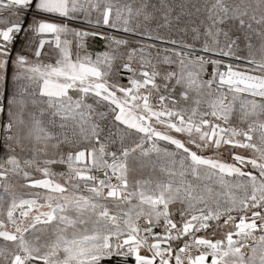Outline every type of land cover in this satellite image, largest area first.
Returning <instances> with one entry per match:
<instances>
[{
	"label": "snow or ice",
	"instance_id": "obj_1",
	"mask_svg": "<svg viewBox=\"0 0 264 264\" xmlns=\"http://www.w3.org/2000/svg\"><path fill=\"white\" fill-rule=\"evenodd\" d=\"M0 11V86L10 69L13 83L0 93V264H264V0H0ZM153 21L196 24L203 46L153 34ZM153 155L165 175L137 178ZM10 178L44 194L25 198Z\"/></svg>",
	"mask_w": 264,
	"mask_h": 264
},
{
	"label": "rangeland",
	"instance_id": "obj_2",
	"mask_svg": "<svg viewBox=\"0 0 264 264\" xmlns=\"http://www.w3.org/2000/svg\"><path fill=\"white\" fill-rule=\"evenodd\" d=\"M113 2L114 3H120V4L131 3V4H133V6L135 8V7H138L139 4L143 2V0H113ZM148 2L149 3H155V4L159 5L160 0H148ZM203 2H204V0H168V3L169 4H172V5H179L181 3L191 4V3H203ZM252 2H254V0H252ZM149 11H151V9H149ZM176 12H179V8L176 9ZM157 15H158V18H159V14H157ZM185 19H187V18H185ZM193 19H195V18H193ZM140 20L142 21L143 18L141 17ZM160 22H162V19H161ZM75 23L77 25L72 26L73 24H71V26L72 27H75V28H81L82 27L81 21L76 20ZM195 26H197V25L196 24H189V25H187V29L188 30L186 32H180V31H177L175 27H173L171 30H169L167 28L157 29L156 22L153 21L149 25V28L151 30H153V34H155L156 31H159L160 35H163L165 37L171 36L172 38H174V39H176L178 41H184L186 43L192 44L193 47L196 50H199L203 46V43H204V39L205 38L202 35V28H201V35H200L199 39H194L195 34L191 31V28L192 27H195ZM83 27L86 28V26H83ZM133 27H136V23L135 22L133 23ZM180 27L183 28V27H185V25L184 24H181ZM88 30H90V29H88ZM111 31H113V30H109V32H111ZM121 35H122L123 38L129 39V41H130L131 44H137V41H139V40H135V39H133L131 37H139V38H142L140 36H132L131 34H123L122 33ZM22 36H24V34H22L20 36V38L18 40V43L21 40ZM141 42L142 43H145V44H150V43L143 42V41H141ZM156 42H160V41L159 40H156ZM18 43H16V45ZM253 43L256 45V47L258 49L260 42L258 40H254ZM162 44H166V45L170 46L169 48H172L173 47L172 45L167 44V43H162ZM156 46L161 50V53H163V49H167V47H163V46H160V45H156ZM244 54L245 55L248 54L246 49L244 51ZM155 55H156V52H155V49H154L153 50V56L155 57ZM256 56H257V59L260 58L258 52L256 53ZM161 67L162 68H168L169 66L168 65H162ZM172 68L175 69V65H173ZM175 70L178 71V69H175ZM3 105L5 106L4 118L7 120L8 119V117H7V109H6V105L4 104V102H3ZM233 122H234V124L239 125V116L238 115H237V117L234 118V121ZM244 126L246 127V125H244ZM24 143L28 147H31V144L28 141H25ZM39 146L40 147H43V145H39ZM12 147H16V146L13 144ZM49 151L51 152V148H49ZM16 154L19 155V156H22V157L23 156H30L31 155V153H28V152L22 153L18 147L16 148ZM244 154L245 155H250L251 153L245 152ZM208 155H211V153H208ZM4 156H6V150H5V147L3 146L2 149L0 150V158H2ZM223 158L226 161H230V157L228 156L227 153H224ZM166 164H167V161H165L163 159H158L155 155H153L151 158L140 160V161H138L135 164V173H134V175L137 178L143 177L145 179H147L149 177H152V178L161 177L162 178L165 174L161 172V167L165 166ZM58 166H59V164L52 166V168H55V167H58ZM35 175L37 177H39V173H35ZM12 181H13L12 184H14L15 189H16L17 192L20 191V192H22V194L24 193L25 196L28 195V193L26 192V189L24 187H20V185L25 182L23 179H21V178H10L8 182L11 184ZM20 192H19V194H21ZM36 193H37V191H35V194ZM35 194H32L31 196H35ZM40 194L43 195L44 193L42 191H40ZM52 231H53L52 228L47 229V232L49 234H51ZM38 234L39 233H37V235ZM208 235H209V237H211L212 233L209 232ZM222 235H223V233H217L215 238L218 239ZM257 235H259V233H257ZM2 243L3 242L0 241V244H2Z\"/></svg>",
	"mask_w": 264,
	"mask_h": 264
},
{
	"label": "crops",
	"instance_id": "obj_3",
	"mask_svg": "<svg viewBox=\"0 0 264 264\" xmlns=\"http://www.w3.org/2000/svg\"><path fill=\"white\" fill-rule=\"evenodd\" d=\"M10 16V13L7 12V11H0V19H4V18H8ZM14 19V17H13ZM32 19V16L29 15L28 16V21L30 22ZM59 22V21H57ZM72 22H75V21H72ZM2 26V25H0ZM70 27H72L71 25H69ZM25 43V38L24 36H22L21 40L19 41V43L17 45H15V48L16 50H19L22 45ZM89 51L95 53L97 51H103L104 50V41L102 40H96V41H93L91 38L89 39ZM45 51H48V49L46 48ZM126 82V81H125ZM13 90V83H12V71L11 69L9 70V73H8V76H7V82L3 85V86H0V93H5L7 92L8 94H10ZM0 101H3L4 104L6 105V99L3 97V96H0ZM52 170L54 172H63V171H66V168L63 166V165H59L58 167H55V168H52ZM59 180V182L63 183V180L60 179V177L57 176V178ZM3 181H0V191H2V185H3ZM13 183V181L11 182V184ZM26 181L22 184H25ZM14 185V184H12ZM26 189V192L28 193V195L25 196V194L22 192H20L25 198H32L34 196H31L32 194H35V191L37 192H40L43 190H37V189H31V188H27V187H24ZM18 192V193H19ZM44 193V192H43ZM30 194V195H29Z\"/></svg>",
	"mask_w": 264,
	"mask_h": 264
},
{
	"label": "built area",
	"instance_id": "obj_4",
	"mask_svg": "<svg viewBox=\"0 0 264 264\" xmlns=\"http://www.w3.org/2000/svg\"><path fill=\"white\" fill-rule=\"evenodd\" d=\"M71 24H73L72 26H75V25H77L75 22H71L70 23V25ZM25 27H27L26 25H25ZM22 34H24L23 32L22 33H20L17 37H16V39H15V41H14V43H15V45H16V43H18V40H19V38H20V36L22 35ZM170 46H168L167 48H169ZM0 105H3V102L2 101H0ZM7 122V120L4 118V112H2V113H0V123H6ZM4 131H3V129L2 128H0V150L2 149V147L4 146Z\"/></svg>",
	"mask_w": 264,
	"mask_h": 264
},
{
	"label": "water",
	"instance_id": "obj_5",
	"mask_svg": "<svg viewBox=\"0 0 264 264\" xmlns=\"http://www.w3.org/2000/svg\"><path fill=\"white\" fill-rule=\"evenodd\" d=\"M131 38H133L135 40L147 42V43H150V44H155V45H160V46H163V47H168V45H166V44H162L160 42H156V41H152V40L144 41L143 38H139V37H131Z\"/></svg>",
	"mask_w": 264,
	"mask_h": 264
}]
</instances>
